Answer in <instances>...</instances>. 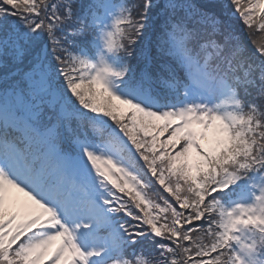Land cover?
I'll list each match as a JSON object with an SVG mask.
<instances>
[{"label": "snow or ice", "instance_id": "1", "mask_svg": "<svg viewBox=\"0 0 264 264\" xmlns=\"http://www.w3.org/2000/svg\"><path fill=\"white\" fill-rule=\"evenodd\" d=\"M232 17L264 0H0V264H264V37Z\"/></svg>", "mask_w": 264, "mask_h": 264}, {"label": "trees", "instance_id": "2", "mask_svg": "<svg viewBox=\"0 0 264 264\" xmlns=\"http://www.w3.org/2000/svg\"><path fill=\"white\" fill-rule=\"evenodd\" d=\"M122 1L128 5H132L134 3L139 2V0H122ZM85 2H87V0H85ZM196 2L203 3V2H205V0H196ZM213 2L220 4V3H225L226 0H213ZM228 6L230 8H228L226 11H228L229 14L233 13L234 12L233 6L231 4H228ZM230 23L232 25V28L235 31H237L241 36L244 37L249 51H255V46L252 43V40H259L261 37H264V31H259L257 27H254L253 29L249 30L243 25V22L236 17H232L230 20ZM249 32H251V39H249ZM251 91L254 95L255 89H252ZM257 103L260 105L261 110L264 111V100H257ZM110 123L114 124V122H111V121H110ZM166 136H167V134H165L164 138H166ZM124 139L127 140L126 137ZM162 139H163V137H162ZM128 143H129V145L131 144L130 141H128ZM132 147H133V152L135 153L134 146H132ZM135 156L137 157V160L135 161V167L137 169H139L141 166H143L146 169V165H144L143 160L141 158H139V154L135 153ZM253 173H255V172H250L248 174V176L252 175ZM150 177H151L150 173H148L147 176L143 177L144 183L148 185L146 191L148 193L149 198H151L153 201H155L157 203H161V204L163 203L164 199H168L170 203H173V205L177 207L178 210H181V209H179L178 205H175L174 198L171 197V194L165 192L163 189V186H160L154 177H151V179H149ZM244 178L245 177L238 180L239 182H237L236 184L231 186V188L228 190V192L230 193L229 196H222L221 197L222 202L225 203V205L227 203L231 202V200L233 198H237L240 195L241 191L244 189V187L246 185ZM116 194L119 197H121L122 202L127 201L128 205L130 207H132L134 211H136V212L139 211L138 209H135L134 202L131 201V198L127 195L126 192L120 193L119 190L116 189ZM121 216H123V219L128 220L129 223H133L131 218L124 216L123 213L119 214V215H114V219H117V220H120V222H123V220H121ZM197 235H200V233H193L194 237ZM152 248H153V245H151L148 241H144L141 244H134V245H132V248L128 249V252L126 253V257L128 259H133L131 253L133 251H135L137 253V255H139L141 252V249H143L144 254L148 255L149 259L155 260L156 257L152 255Z\"/></svg>", "mask_w": 264, "mask_h": 264}, {"label": "rangeland", "instance_id": "3", "mask_svg": "<svg viewBox=\"0 0 264 264\" xmlns=\"http://www.w3.org/2000/svg\"><path fill=\"white\" fill-rule=\"evenodd\" d=\"M228 8H230V7L228 6L227 9H228ZM227 13H228V11H227ZM163 138H164V137H163ZM253 199H254V198H253ZM253 199H251L249 202L246 201L245 203H251V202L253 201ZM247 234H248V233H247V230H245L244 235H242L241 238L244 239L245 236H246ZM77 239H78V242L81 243V246L84 248L85 251H87L88 248L91 246L89 243L83 241V240L80 238L79 235L77 236ZM236 244H237V242H236ZM245 259H246V257H245ZM90 264H95V259H94V258H92V260H90Z\"/></svg>", "mask_w": 264, "mask_h": 264}, {"label": "clouds", "instance_id": "4", "mask_svg": "<svg viewBox=\"0 0 264 264\" xmlns=\"http://www.w3.org/2000/svg\"><path fill=\"white\" fill-rule=\"evenodd\" d=\"M222 264H225V262H222Z\"/></svg>", "mask_w": 264, "mask_h": 264}]
</instances>
